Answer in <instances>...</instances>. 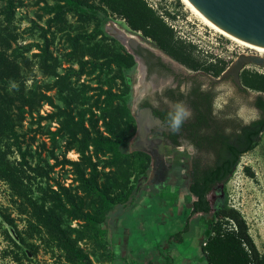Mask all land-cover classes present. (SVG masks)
<instances>
[{
  "label": "trees",
  "instance_id": "trees-1",
  "mask_svg": "<svg viewBox=\"0 0 264 264\" xmlns=\"http://www.w3.org/2000/svg\"><path fill=\"white\" fill-rule=\"evenodd\" d=\"M17 4L18 0H0V180L8 185L24 216L25 229H19L11 214L3 217L25 254L37 256L42 247L51 260L48 264H94L88 246L104 251L110 263L113 257L107 250L108 232L103 224L116 205L131 199L135 182L146 175L151 158L145 152L127 150L136 124L128 106L124 71L134 67L135 59L105 32L100 13L124 17L133 31L142 32L164 52L190 66L191 61H199L196 46L178 37L165 19H175V15L160 14L148 0H98L99 5L91 0L46 1L47 27L34 22L42 41L21 44L15 24ZM69 14L82 28L73 35L68 33ZM58 33H65L70 47L64 54L66 67L53 50ZM33 46L38 51L29 55ZM225 66L215 70V75ZM35 69L48 80L38 82ZM94 72L98 85L80 82L83 75ZM241 79L245 91L258 93L255 105L262 115L236 132L221 135L225 155L195 177L192 190L199 199L192 213L210 212L208 192L215 184L228 182L241 156L258 145L264 132V72L245 68ZM118 80L121 91L114 88ZM93 90L94 96L88 94ZM44 104L53 109L42 114ZM26 119L36 124L35 133L46 135L49 144L41 141L34 151L29 143L25 145L26 134L20 128ZM53 122L57 126L52 130ZM60 137L64 141L61 154ZM71 150L78 153V159L67 157ZM66 166L71 167L77 185L56 182L57 188H53L51 173ZM245 171L254 177L249 167ZM215 215L218 219L211 224V234L201 242L208 264H264L243 214L224 204ZM187 230L185 227L175 236L181 241ZM15 257L20 260L17 254Z\"/></svg>",
  "mask_w": 264,
  "mask_h": 264
},
{
  "label": "flooded vegetation",
  "instance_id": "flooded-vegetation-1",
  "mask_svg": "<svg viewBox=\"0 0 264 264\" xmlns=\"http://www.w3.org/2000/svg\"><path fill=\"white\" fill-rule=\"evenodd\" d=\"M100 14V18L107 17L103 27L105 32L134 56V67H138V83L135 86L138 90L131 93L132 103L129 104L136 124L133 146L139 149L137 151L150 155V167L155 174L154 186L158 192L166 193V190L183 184L189 194L195 197L189 202L193 217L201 211L192 213L199 199L192 185L197 175L214 167L225 155L221 135L236 132L245 124L258 119L262 111L257 107L261 114L250 121H244L236 113L227 119V110L224 109L226 103L220 105L219 94L227 93V86L231 88L230 93L248 91H245L242 84L243 70L240 73L242 86L233 75L220 82L212 79L219 77L236 59L227 64L219 53L230 49L224 43L221 45L216 42L212 45L214 41H211L205 58L198 57L199 61H191L190 66L164 52L142 32L133 31L124 17L109 11H101ZM119 21L124 22L130 31L118 24ZM131 35L136 39L135 43L128 40ZM223 65H226L224 70L215 75L214 71ZM139 129L144 130L142 135ZM235 145L237 149L240 148L237 143ZM140 148L154 151L156 159L152 153ZM224 185L217 183L208 192L211 210L204 214L213 216L225 204ZM202 256L189 261V264H208L205 256Z\"/></svg>",
  "mask_w": 264,
  "mask_h": 264
},
{
  "label": "rangeland",
  "instance_id": "rangeland-1",
  "mask_svg": "<svg viewBox=\"0 0 264 264\" xmlns=\"http://www.w3.org/2000/svg\"><path fill=\"white\" fill-rule=\"evenodd\" d=\"M46 1L49 4H52L54 2V0H18L15 24L20 33L19 43L35 44L37 42L42 41V39L39 37L40 29L34 27V22L38 23L43 27H47L46 19L50 16V14H48L47 6L45 5ZM91 1L95 3V5H99L98 0ZM148 2L155 9H157L160 14L166 15L165 13L169 12L172 15L176 16L175 19H165L174 28L178 37L196 46L195 54L200 58H205V55H207L206 51L209 50L211 41H214V44L212 45H215L216 42H219L221 43V45L224 43L226 46L230 47V49H227V52L219 51V53H221V55L226 59L227 64H229L230 61L235 59L238 54L254 53L249 48L238 44L237 42L225 37L224 35L215 31L213 28L206 25L196 14H194L185 5V3H183L182 0H148ZM67 21L68 33H70L71 35L77 33L79 30L82 29L80 28L79 20L72 14H69L67 16ZM102 21L104 27V23L107 21V17H102ZM118 24L123 26L124 29L130 31L124 22L119 21ZM92 29L93 24L89 26V31H91ZM69 49L70 47L65 33H58L55 45L53 46V50L63 60L64 67L69 65L68 62L64 59V54L68 52ZM37 51L38 50L33 46L32 50L29 52V55ZM246 69L264 72V69L252 64L248 65ZM33 74L36 76V79H38V82L48 80L46 77L42 76L36 69L34 70ZM124 75L127 84L129 85V106V104L131 105L132 103L131 93H136L138 90L135 88L136 84L138 83V67L135 66L129 70H125ZM97 78L98 74L97 72H94V74L91 75H83L80 78V82L85 81L86 83H89L92 87H95L96 85H98ZM132 85H134V88L132 87ZM114 88L121 91L122 86H120V80L116 82ZM227 88V93H220L218 96V102H220V105H224L223 102L226 103V108L224 109L227 110V119L234 116L235 113L238 116L242 117L244 121H250L260 116V110L255 106V101L258 96L257 92L248 91L247 93H230L231 88H229V86H227ZM93 92L94 90L90 91V93L88 94H93L94 96L96 93ZM50 93H53V91ZM52 109L53 108L50 105L44 104L40 112L42 114H45L51 111ZM95 112L98 115V110H96ZM43 124L47 125L48 122L43 121ZM50 126L53 130L57 126V123L53 122ZM35 129L36 124H33L31 121H29V119H26L24 121L23 127L20 128V131L26 134L25 145L29 143L31 151H34L36 148H38V144L41 141H46L47 144L50 143L46 135L35 133ZM63 143L64 141L60 137V147L58 149L59 154L63 152ZM133 143L134 136L130 139L128 143V151L138 150L134 148ZM43 155H45V153H43ZM15 157H17V154L12 156V158ZM67 157L76 160L78 159V153H76V151L74 150H71L67 152ZM50 161L52 162L53 160ZM245 167H249L254 172L253 178L247 174V172L245 171ZM151 173L152 169L151 167H149L146 175L141 176L135 182L134 192L128 202L132 201L136 197V195L140 193V191L146 189V182ZM51 176L52 177L49 181V184L52 185L55 189L57 188L56 182H61L66 186L75 187L77 185V182L74 180V174L70 166H66L63 168L56 167L54 172L51 173ZM223 191L225 193L224 203L228 206L238 209L243 214L248 223L250 235L253 237V240L259 251L264 255V132L260 137L258 145L253 150L241 156L240 161L235 169V172L228 180V182L225 183ZM154 202L158 203V201L156 200ZM149 204L150 203H148L147 205ZM168 209L170 210L171 208L162 204H157L154 208V211L164 217V215L168 216ZM154 211L152 212V214H154ZM4 213L11 214V217L15 220L19 229H25L26 223L23 220L24 216L20 214L17 206L14 204L8 185L0 180V264H48L51 260L49 259V255L44 252V248L42 247L37 256L25 254L23 250L24 246L18 243V240L15 239L12 231L10 230V227L6 223L3 217ZM166 219L167 223L156 224L155 226L156 231L160 228V235L163 232L160 238H162V236L168 231L169 228L174 226L180 227L178 221L172 219V217L168 216ZM217 219L218 216L213 215L211 222L205 221L206 223H204L202 230L204 232L201 233V235L204 236V239H206L207 236L211 234V224ZM106 220L103 224V227L108 232ZM151 220L152 219L149 218L148 224ZM161 220L162 219L159 218L158 221ZM76 224L77 222L75 221L73 225ZM169 225L171 226L168 227ZM5 232H7L10 238L15 240L20 247H17L12 242V240L6 236ZM198 234L187 236V234L183 233L181 241L179 238L177 239L178 242L175 244V246L178 247L180 252L179 255L176 254L175 258L171 259L172 264H189V261H186V259H184V256L190 257V259L188 260L193 261L195 258H200V256L203 255L201 251V240L203 238ZM163 239L164 238H162V240ZM107 240L109 245L108 233ZM186 247L188 248L185 249ZM108 249L109 247L107 246V250ZM87 250L89 251L94 264H112V261L109 263L104 251H98L92 246H88ZM16 254L17 256H20V260H17V258L15 257ZM148 264L154 263L149 262Z\"/></svg>",
  "mask_w": 264,
  "mask_h": 264
},
{
  "label": "crops",
  "instance_id": "crops-1",
  "mask_svg": "<svg viewBox=\"0 0 264 264\" xmlns=\"http://www.w3.org/2000/svg\"><path fill=\"white\" fill-rule=\"evenodd\" d=\"M154 176L152 172L146 182V189L140 191L132 201L117 205L108 213L106 225L108 226V247L113 257L112 264H148L149 262L166 264L167 261L175 258L176 254L179 255L180 251L175 246L178 238L175 235L183 231L185 227L188 230L182 232V236L183 233L187 236L199 233L198 235L204 239L201 235L204 232L203 225L211 222L212 216L198 212L192 217L189 202L195 197L189 194L186 187L181 184L172 190H166V193L158 192L157 187L154 186ZM155 200L158 203L154 202ZM148 203L150 204L147 205ZM156 203L170 207L168 216L177 220L180 225V227L169 228L164 237L162 236L163 240L160 238L163 232L160 235V228L156 231L155 226L167 223L168 216L162 217L154 211ZM153 211L154 214H152ZM149 218L152 220L148 224ZM159 218L162 220L158 221ZM184 259L191 261L188 260L190 259L188 256H184Z\"/></svg>",
  "mask_w": 264,
  "mask_h": 264
},
{
  "label": "water",
  "instance_id": "water-1",
  "mask_svg": "<svg viewBox=\"0 0 264 264\" xmlns=\"http://www.w3.org/2000/svg\"><path fill=\"white\" fill-rule=\"evenodd\" d=\"M188 1L208 21L230 36L264 49V0ZM128 40L133 43L136 42L132 35ZM250 64L264 69V56L257 53H241L219 77H212V79L220 82L233 75L235 81L242 86L240 73ZM138 132L142 135L144 130L139 129ZM140 149L152 153V157L156 159L154 151L146 148Z\"/></svg>",
  "mask_w": 264,
  "mask_h": 264
},
{
  "label": "bare ground",
  "instance_id": "bare-ground-1",
  "mask_svg": "<svg viewBox=\"0 0 264 264\" xmlns=\"http://www.w3.org/2000/svg\"><path fill=\"white\" fill-rule=\"evenodd\" d=\"M183 3H185V5L194 13L196 14L206 25H208L209 27L213 28L215 31L219 32L220 34L224 35L225 37L237 42L238 44L249 48L250 50H252L254 53H257L259 55L264 56V49L260 48V47H256L250 44H247L239 39H236L232 36H230L229 34H227L226 32H224L223 30H221L220 28H218L217 26H215L214 24H212L210 21H208L201 13H199L194 7L193 5L188 1V0H182ZM139 38V37H138ZM140 83V82H139ZM138 89V88H137Z\"/></svg>",
  "mask_w": 264,
  "mask_h": 264
}]
</instances>
